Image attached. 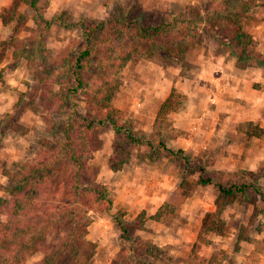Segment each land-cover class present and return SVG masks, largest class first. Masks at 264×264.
<instances>
[{
    "label": "rangeland",
    "instance_id": "rangeland-1",
    "mask_svg": "<svg viewBox=\"0 0 264 264\" xmlns=\"http://www.w3.org/2000/svg\"><path fill=\"white\" fill-rule=\"evenodd\" d=\"M0 1L7 2L5 7L1 6L0 8L1 16L9 10L13 0ZM215 1L48 0L43 15V20L50 23L48 27L42 23L38 26L33 18V10L20 4L17 7L16 17L23 15L27 20L23 24L22 32L17 37L21 39L37 38L40 30H43L46 49L52 57L60 60L69 54L76 53L84 46L82 25L91 28L98 22L112 21L117 18L126 20V25L129 23L128 26L136 24L153 27L176 20L178 22L177 36L190 34L193 42V45L188 47L184 53V64H163L159 56H139L132 53L120 73L110 78L117 84V89L112 93L110 104L118 112L120 124L130 126L134 134L145 136L146 139L153 140V142L159 138H165L167 145L177 150L174 142L180 134L174 127L173 116L186 112L189 105L187 96L174 87L177 79L184 78L189 81L201 72V65L207 67V64L212 65V72L219 74L222 69L213 67L218 61L222 68L233 61L238 71L254 67L253 64L247 65L238 62L226 53L224 46H220V42L228 41L234 35L235 30L225 21H219L215 16H212L218 5V2ZM251 3L252 9L242 15L239 22L242 31L253 39L254 44L247 47V52L254 56L259 54L264 56V9L259 6L257 0H251ZM194 15L193 21L188 24ZM56 19L61 20L67 27L59 24ZM181 21L183 22L181 23ZM15 25V21L6 25L1 23L3 39L0 41V61H2L0 85L2 86L1 91L9 97L13 96L16 102L17 98L26 92L27 85L33 86L36 85V82L31 80L34 62L21 61L17 68H10L12 48L7 42L12 36ZM189 25L190 29L193 28L194 31L190 32ZM32 31L36 34H31ZM95 36L101 37L97 33ZM142 45L145 46V43ZM100 56L103 59L106 58L104 49L100 48L99 43H95L92 67L98 63L97 59ZM201 75L202 73H200ZM83 76L85 79L92 80L96 74H92L86 65ZM160 78L162 82L166 80L172 82L173 86H171L168 95L173 90L184 96V101L179 109L166 113L164 118H157L158 109L166 99L160 100L164 94L157 87ZM7 79L9 80L8 84ZM214 80L219 79L215 77ZM218 82V84L215 82V86L213 83V86L201 87L202 90L198 96L203 97V105L200 107L202 111L197 110L201 111L203 115L206 114V117L209 114L207 111L210 113L242 111L241 107V109H237L234 102L222 100L224 96L223 83L220 80ZM186 87L190 89L189 85ZM64 88V86L61 89L56 87L54 90L57 92ZM77 103L78 114L84 117L90 116L85 110L82 96L78 97ZM231 103L236 108H233ZM67 109L56 105L51 110L49 109L48 113L44 108L36 106L20 116L17 120L20 125L19 130L8 132L0 146V176H3V185L0 187L11 186L10 176L18 172V166L35 158L40 148L39 140L45 136L47 131L53 133L55 130H60L68 119H72L67 118L70 113V110ZM150 110L155 111L154 121L148 123L147 120H139L141 113H150ZM202 114H199L196 120L187 118V124L201 123ZM72 120L75 121L74 125L78 128L80 126L78 120ZM215 120V123L221 124V119L216 117ZM204 122L202 125L207 127L215 124L209 122L204 124ZM194 127L193 130L196 131L197 127ZM243 127L247 133H252L255 129L254 134L256 135L248 134V136L242 135L241 137H231L232 135H230L227 139L235 144L258 148V144L254 145L253 138L259 136L261 142L264 143V128L260 129L253 123H248ZM86 134L92 147L97 150L93 153L89 168L84 173L87 175L93 173L94 182H89V176L85 180V186L87 188L94 186L105 188L112 202L111 210L106 212V205L102 202H94L90 195L85 194L83 199V203H87L91 209L86 215L90 221L86 238L95 245V254L91 264H264V202L261 200V196L252 190V187L255 186L259 189L260 194H264V164L256 172H253L255 176L242 175L245 183L250 186L249 191L252 195L248 200L237 198L221 207L214 220L224 223V234L222 236L209 234L206 238L210 242L208 245L198 240V234L197 241L193 242L192 235L198 225L199 233L201 222L206 213L215 211L217 192L213 186H200L197 181L202 168L205 171V176L220 178L216 171L222 172V170L215 168V160H217V156H222V150L206 148H197L199 150L194 151L186 150L184 153L190 158L187 166L181 161L171 160L163 153L155 154L153 160L149 161L150 149L146 145H142L131 151L129 161L122 170L112 171L108 166L109 160L114 154L115 145H123V140L116 139V135L109 125L94 128L89 135ZM47 140L54 141L51 135ZM220 144L223 145L222 142ZM136 170L140 177L156 170L159 176L171 180V182L164 180L166 187L162 189L168 194L167 198H164L165 201L159 202V205H173L176 208L173 216L157 223L148 219L152 214L144 211L146 220L143 226L141 228L136 226L134 221L142 211H136L135 203L123 205L118 199L122 190L128 186L135 190L138 189L133 183L126 184L128 178L134 177ZM227 173L235 174L236 171ZM229 179L231 180L233 177ZM141 185L145 191L148 190L146 183L141 182ZM173 185L176 186L174 190ZM1 197H5V194H2ZM133 200V198L129 199L130 202ZM116 213L125 221L133 222L128 227L129 241L122 238L120 229L112 219V215ZM175 236L184 238L177 240ZM147 244L162 249L165 256L154 259L146 255ZM207 247L211 248V252L205 256ZM40 259L41 255L35 254L29 259L28 264H35Z\"/></svg>",
    "mask_w": 264,
    "mask_h": 264
},
{
    "label": "trees",
    "instance_id": "trees-1",
    "mask_svg": "<svg viewBox=\"0 0 264 264\" xmlns=\"http://www.w3.org/2000/svg\"><path fill=\"white\" fill-rule=\"evenodd\" d=\"M257 1L264 9V0ZM215 2L218 5L212 16L225 21L235 30L228 41L220 42V46H224L226 53L238 62L264 68V56L247 52V47L254 44L253 39L242 31L239 22L240 17L252 9L251 0ZM20 4L33 10V18L38 26L41 23L47 27L50 25L43 20L48 0H13L9 10L0 16L2 25L16 22L7 42L12 48L10 68H17L21 61L34 62L31 80L36 82V85H27L26 92L17 98L13 108L0 118V146L8 132L19 130L17 120L20 116L36 106L48 113L56 105L65 110L68 108L70 113L67 118L78 120L80 126L76 128L75 121L68 119L60 130L53 133L47 131L39 140L40 148L35 158L18 166V172L10 176L11 186L0 187V191L5 194V197H0V264H28L35 254L41 255L35 264H91L95 245L86 238L90 224L86 215L91 209L87 203H83V199L85 194L90 195L94 202L106 205V212L111 210L112 202L105 188L85 186L89 176V182H94L93 173H84L97 150L90 144L86 133L89 135L94 128L109 125L116 139L123 140V145H115L114 154L109 160L108 166L112 171L122 170L129 161L131 151L142 145L150 149L149 161L153 160L155 154L163 153L171 160L181 161L187 166L190 162L183 150L170 148L165 138L153 142L145 136L134 134L130 126L120 124L118 112L110 104L117 84L110 78L120 73L132 53L159 56L163 64H184V53L193 45L192 37L190 34L177 36L176 20L160 26L144 27L132 23L134 26H128L126 20L116 18L98 22L91 28L82 25L84 46L76 53L56 60L45 47L43 30H40L37 38L17 37L27 20L23 15L16 17ZM194 18L195 15L188 24ZM56 20L67 27L61 20ZM189 30L194 31L190 25ZM96 33L101 37H96ZM31 34L36 33L32 31ZM95 43L104 49L106 58L98 57V63L92 67ZM86 65L92 74H96L92 80L83 76ZM63 86L64 90H60ZM56 87L60 88L57 92L54 90ZM79 96L83 97L85 110L90 114L88 117L78 114ZM183 101L184 96L172 90L160 105L157 118L177 111ZM50 135L54 141L47 140ZM216 172L220 178L205 176L202 168L197 181L200 186H213L217 192L215 211L206 213L198 233V240L208 245L210 242L206 238L209 234H224L225 225L222 221L214 220L215 215L222 206L237 198L248 200L252 193L243 176H255L253 172L242 170L235 174ZM231 177L233 179L230 180ZM252 190L264 202V194H260L255 186ZM175 211L173 205L163 204L148 219L160 223L173 216ZM112 219L120 229L122 238L129 241L128 227L133 222L125 221L117 213L112 215ZM145 220V212L142 211L134 222L141 228ZM145 252L154 259L165 256L162 249L150 244H147Z\"/></svg>",
    "mask_w": 264,
    "mask_h": 264
},
{
    "label": "crops",
    "instance_id": "crops-1",
    "mask_svg": "<svg viewBox=\"0 0 264 264\" xmlns=\"http://www.w3.org/2000/svg\"><path fill=\"white\" fill-rule=\"evenodd\" d=\"M6 1H0L1 6H6ZM3 39V33L1 31V22H0V41ZM230 63V65H228ZM225 65V68H222V65L219 64V61L214 64L213 67H218L222 69V72L216 74V72H212V65H201V72L195 78H191L189 81L184 78L177 79L175 88H178L182 91L188 100V108L186 112L182 114H174L173 121L174 127L179 132V137L175 140L174 145L176 149H181L184 152L186 150H199L197 148H206L208 150H222V156H217V160H215V168L226 171V172H235V171H250L256 172L262 165L264 164V143L261 142L259 136L253 138L254 145L258 144V148L256 147H247L243 144H235L229 141L228 136L231 137H241L242 135L250 134L255 136L256 134L247 133L245 131L244 125H248V123H253L254 126L258 125L260 129L264 128V68H248L243 71H238L234 66V62L231 61ZM2 65V61H0V67ZM228 65V66H227ZM157 67V66H155ZM216 70V68H214ZM219 70V69H218ZM213 77V78H212ZM219 79L222 81V86L224 90V96L222 100H229L234 102V105H237L238 108H242V111H223L221 113L214 112L210 113L207 111V117L201 113L200 107L203 105V97H199L201 87H209L215 82L218 84ZM159 84L157 87L161 89L163 92V96L160 99L161 101L166 98L168 92L171 88L172 82L166 80L164 82L161 81V78L158 79ZM205 82H202V81ZM214 80V82H213ZM7 84L9 80L7 79ZM216 84V86H217ZM190 86V89L186 86ZM213 86V85H212ZM2 86L0 85V116L4 113L9 112L14 104L15 99L13 96H7L1 91ZM214 91V90H213ZM200 92V93H199ZM212 93V92H210ZM233 107V104L231 103ZM236 108V107H233ZM240 108V109H241ZM201 111H199V110ZM154 113L155 111L150 110V113H141L139 120H147V122L154 121ZM199 114H202V122L196 125H188L186 122L187 118H194L195 120L199 117ZM221 114V115H219ZM206 119L204 120V118ZM221 119L220 123H215V118ZM209 118V120H207ZM205 121V122H204ZM206 123H215L213 126H203L202 124ZM201 124V125H200ZM197 125H199L197 127ZM210 125V124H209ZM197 127L196 131L193 130ZM256 130L254 129V132ZM223 143L221 145L220 143ZM173 145V147H174ZM171 148V147H170ZM1 150V148H0ZM147 173V172H146ZM138 171H135L134 177L128 178L126 184H134L138 189H132L131 187H127L122 190L118 199L123 205L127 204H136V211H146L148 214H153L159 208V202L163 203L167 198L168 192L163 190L162 188L166 187L164 184V180L166 182H171L167 177L163 178L158 175V171L152 170L144 176H139ZM2 177L0 176V185H3ZM141 182L146 183L148 186V190L145 191ZM138 185V186H136ZM171 187V186H170ZM176 186L173 185V190ZM168 188V187H167ZM163 190V192H162ZM172 190V189H171ZM3 194L0 191V197ZM130 198L134 200L132 202L129 201ZM163 198L161 201H159ZM137 213V212H136ZM183 214V211H182ZM198 226L195 228V232L193 236V242L197 241L198 234ZM187 235V233H186ZM177 240H183V236H175ZM207 253L205 256L210 254L211 248L207 247Z\"/></svg>",
    "mask_w": 264,
    "mask_h": 264
}]
</instances>
